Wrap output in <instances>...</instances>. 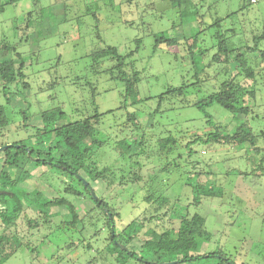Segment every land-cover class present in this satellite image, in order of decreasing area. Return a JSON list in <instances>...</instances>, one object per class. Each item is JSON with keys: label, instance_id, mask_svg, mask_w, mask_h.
<instances>
[{"label": "rangeland", "instance_id": "rangeland-1", "mask_svg": "<svg viewBox=\"0 0 264 264\" xmlns=\"http://www.w3.org/2000/svg\"><path fill=\"white\" fill-rule=\"evenodd\" d=\"M6 2L0 0L4 4L0 10V41L16 45L28 85L23 88L20 83L11 84L8 90L16 97L10 96L8 103L0 94V105H4L8 117V123L0 127V147L21 139L34 145L32 136L42 127L41 111L60 107L66 113L65 120H77L93 114L96 106L101 116L93 137L101 144L92 148V161L107 171L92 181V189L97 197L118 206L117 231L129 225L127 232L135 229L138 243L147 238V229L158 233L170 229L174 235L179 220L170 214L171 206L177 203L182 212L195 194L193 186L202 181L221 190V194L202 197L188 210L190 215L197 213L205 218L210 239H200L198 246L187 253L203 258L176 264H217L220 254L233 264H264V160L260 166L264 150L254 153L246 150L245 144L230 147L197 143L190 154L185 147L191 135L210 130L207 115L223 132L233 131L241 123L254 134L264 132V70H260L264 64L258 57L264 51V0H180L179 5L165 0ZM159 34L166 40L156 42ZM254 36L261 37L255 42ZM220 41L227 47L224 61L213 59ZM103 45L115 46L123 54L132 52L140 72L136 103L128 101L126 109H117L123 101V88L105 70L109 61L103 60L98 71L92 67L90 51ZM237 54L255 70V98L247 99L249 112L232 114L215 103L203 109L195 107V102L204 101L233 77L240 63L235 60ZM15 62L17 65L19 60ZM234 81L244 82L241 75ZM179 86H184L181 94L159 97L168 88ZM23 111L28 115L26 122ZM126 111L135 112L140 122L136 134L144 140L139 157L131 155L137 150L132 143L137 136L130 133L131 126H125ZM167 134L183 143L177 144L174 152L159 155L155 139ZM44 140L46 143L48 139ZM121 140L132 147L130 153H123L117 145ZM257 142L264 148V136L259 135ZM40 170L34 169V177L24 186L54 195L38 178ZM44 179L54 184L56 192L67 183L80 191V198L62 192L75 201L78 209L94 205L77 181L49 173ZM150 190L155 196H165L167 202L159 205L146 201ZM57 211L61 208H52L49 215ZM59 217L29 232L23 221L18 223L20 237L25 236L29 244L12 252L5 232L1 237V264H114L115 249L104 244L106 229L93 237L90 235L99 230L100 224L89 231L79 226L74 232L62 231L56 227ZM86 243L93 248L87 250ZM105 245L108 251H104ZM209 253L214 257H207ZM143 255L144 260L160 264L178 261L168 252L151 250ZM126 264L140 263L129 258Z\"/></svg>", "mask_w": 264, "mask_h": 264}, {"label": "trees", "instance_id": "trees-1", "mask_svg": "<svg viewBox=\"0 0 264 264\" xmlns=\"http://www.w3.org/2000/svg\"><path fill=\"white\" fill-rule=\"evenodd\" d=\"M14 1L16 0H7L6 3H13ZM165 1L173 5H179L180 3V0ZM249 1L251 2V0ZM3 5L0 4V10ZM259 37L261 36H254L253 40L256 42ZM166 38L164 34L156 35V42L164 41ZM217 52L213 57L214 60L221 59L224 61L227 59V57H223L227 52V47L223 41L218 43ZM131 53L123 54L115 46L103 45L92 48L89 54L94 70L98 71L100 63L103 60H108L110 64L105 70L109 72L111 78L119 80L122 84L123 90L120 95L123 101L117 109H126L128 101H130V104H135L138 96L137 84L141 77L139 70L136 69L135 61L131 58ZM238 56L240 55L237 54L235 56L236 61L239 60ZM258 57L260 63L264 64V51H260ZM16 59L19 60L17 65ZM239 61L240 63L236 66L237 71L230 80L223 82L219 89L208 95L204 101L195 102L193 105L203 109L204 106L215 103L232 114H247L250 110L247 99L255 98V90L252 88L255 70L249 67L243 59ZM24 66V61L21 59V54L17 51L16 45L8 41H0V94L5 97V103H8L11 97L15 96L14 93L12 94L8 90L11 84L20 83L23 88L27 87L28 83L25 81ZM260 70H264V65L260 67ZM237 75L242 76L244 80L242 84L234 81ZM183 89L184 86L168 88L159 97H163L165 94H181ZM94 98L95 94L92 92V101L95 105ZM126 112L125 126H131L130 133L137 136L132 142L136 144L137 150L136 152H131L132 147L125 146V140L119 141L117 145L122 149L123 153L131 152V155L139 157L143 153L141 144L144 140L143 138L140 139L136 134L140 128V122H138L135 112ZM38 114L42 119V127L37 128V132L32 136L36 140L34 145L33 143H26V139H21L13 143L12 146L0 151V247L3 243L1 237H4L3 234L5 232H8L5 238L11 247V252L20 246L29 244L25 239L26 237H20L17 230L18 223L21 221L24 222L23 224L29 232L30 230H37L38 224L45 225L50 223L53 217L60 216V221H58L56 227L62 231L74 232L77 230V226L82 230L89 231L92 228H96L97 224H100L99 230H95L90 235V237H93L100 230L106 229L104 244L108 243L110 247L115 249L114 264H126L129 258L136 260L140 264H150L138 260L137 257L141 253L146 254L151 250L168 252L174 255L179 262L203 258V256L187 255L189 251L194 250L198 246L200 239H210V233L205 228V218L197 213L190 215L188 209L190 205L200 203L202 197L220 195L221 190L209 186L205 182L198 181L193 186L195 194L192 200L182 207V212H179L178 209L181 207L177 203H174L170 208V214L176 215L179 220L175 234L172 235L170 229L160 233L147 229V238L139 240L138 243V240L135 239L136 230L132 228L130 233L127 232L129 225L123 226L119 231L116 230L115 218L119 216L118 206L101 197L94 199L90 193L92 181H97L107 171L106 167L99 168L92 161V148L97 144H101V141L93 137L101 116L96 106L93 114L77 120H65L66 113L60 107L41 111ZM27 116L23 111L24 122H26ZM207 117L206 122L210 130L204 134L191 135L185 143V147L187 150L189 149L190 154L193 152L192 146L197 143H216L230 147L245 144L244 148L254 153L264 150V148L258 146L257 142L259 135L264 136V132L259 135L254 134L245 123L239 124L231 132H223L220 127L214 125L208 115ZM7 123L8 117L4 105L1 104L0 127L5 126ZM44 138L48 139L46 143H44ZM178 141L180 139L167 134L156 138L154 144L157 147L158 154L162 155L174 152L177 144L180 143L182 145L183 142L178 143ZM38 144L45 146L38 148L35 146ZM263 160V158L260 160V166ZM38 167L41 168L37 175L38 178L55 192L54 195L49 196L42 190L24 186V182L34 177L32 171ZM162 169H165V167ZM48 173L53 174L57 178L67 176L71 180L77 181L94 205L83 211L78 209L75 201L69 200L62 192L75 197H79L81 192L76 190L70 183H65L66 185L56 192L54 184L44 179ZM77 174L82 176L88 184L84 185L77 178ZM132 180H137L136 176H132ZM145 200L148 202L153 201L159 205H164L167 202L165 196L161 194L155 196L154 191L152 192L151 190L145 196ZM52 208H61V211L54 212L51 216L49 212ZM29 212L33 213L36 218L33 219ZM133 241L135 244L132 245V248H129L130 243ZM106 247V245L103 246L104 251H108ZM85 248L90 250L93 246L91 243H86ZM220 256L217 264H229L228 261L231 260L229 257H225L224 254H220ZM140 257L142 259L145 258L144 255ZM207 257H214V253H209ZM3 258L4 256L0 250V264Z\"/></svg>", "mask_w": 264, "mask_h": 264}, {"label": "water", "instance_id": "water-1", "mask_svg": "<svg viewBox=\"0 0 264 264\" xmlns=\"http://www.w3.org/2000/svg\"><path fill=\"white\" fill-rule=\"evenodd\" d=\"M10 146H12V144H8V145L1 146V147H0V151L4 150V149H6V148H8V147H10ZM77 178H79V179L84 183V185H87V184H88V182H87L82 176H80V175L77 174ZM90 193H91V195L93 196L94 199L97 198V196H96L94 190H93L91 187H90ZM109 216H110V215H109ZM216 257H221V256H220V255H217ZM223 258H225V257H223ZM137 259H138V260H142V261H144V262H148V263H150V264H160V263H157V262H151V261L144 260V259H142L141 257H137ZM177 262H179V261H172V262H168V263H165V264H176ZM228 263H229V264H233V263L230 262V261H228Z\"/></svg>", "mask_w": 264, "mask_h": 264}, {"label": "built area", "instance_id": "built-area-1", "mask_svg": "<svg viewBox=\"0 0 264 264\" xmlns=\"http://www.w3.org/2000/svg\"><path fill=\"white\" fill-rule=\"evenodd\" d=\"M257 1H259V0H251V2H257Z\"/></svg>", "mask_w": 264, "mask_h": 264}]
</instances>
